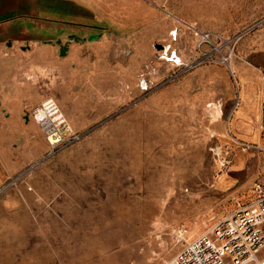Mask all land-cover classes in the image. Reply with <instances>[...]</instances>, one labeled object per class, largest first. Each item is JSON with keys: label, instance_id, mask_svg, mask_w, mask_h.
<instances>
[{"label": "rangeland", "instance_id": "1", "mask_svg": "<svg viewBox=\"0 0 264 264\" xmlns=\"http://www.w3.org/2000/svg\"><path fill=\"white\" fill-rule=\"evenodd\" d=\"M228 1L195 5L212 13ZM162 47L147 61L164 78L172 68L157 58ZM139 70L122 84L102 76L56 83L16 120L0 108V264H169L192 236L249 200L220 187L212 149L225 143L200 130L223 108L211 100L195 114L196 82L173 97L177 82L160 78L145 95ZM50 98L79 136L54 149L33 118ZM254 151L245 169L262 182L264 152Z\"/></svg>", "mask_w": 264, "mask_h": 264}, {"label": "crops", "instance_id": "2", "mask_svg": "<svg viewBox=\"0 0 264 264\" xmlns=\"http://www.w3.org/2000/svg\"><path fill=\"white\" fill-rule=\"evenodd\" d=\"M182 23L225 36L250 30L237 48L236 85L224 68L204 66L182 76L171 95L185 96L196 82L195 114H203L211 100L223 108L221 120L205 118L200 130L206 141L236 148L230 147L235 166L217 178L220 187L251 194L261 181L245 166L262 144L264 0H229L212 13L198 10L195 0H0V108L16 120L56 83L87 82L92 76L126 83L130 69H140V75L175 29V46L188 59L196 41ZM121 92L126 94L127 86Z\"/></svg>", "mask_w": 264, "mask_h": 264}, {"label": "built area", "instance_id": "3", "mask_svg": "<svg viewBox=\"0 0 264 264\" xmlns=\"http://www.w3.org/2000/svg\"><path fill=\"white\" fill-rule=\"evenodd\" d=\"M182 25L195 38L192 55L188 59L183 58L175 46L179 41V31L172 30L171 42L164 45L157 55L158 60L171 66V75L160 77L159 68L154 62L145 66L139 75L143 94L153 91L159 85L160 78L163 80L161 84H172L204 66L225 67L236 82L234 62L237 48L250 30L225 36L200 30L192 24ZM33 118L42 128L52 149L79 137L52 98L46 99L34 110ZM242 147L252 149L257 146ZM256 149L264 152V126L261 147ZM212 153L220 167L219 175L227 171L233 163V150L217 146ZM169 264H264V183L256 182L248 201L239 202L232 213L217 220L208 232L188 242Z\"/></svg>", "mask_w": 264, "mask_h": 264}, {"label": "water", "instance_id": "4", "mask_svg": "<svg viewBox=\"0 0 264 264\" xmlns=\"http://www.w3.org/2000/svg\"><path fill=\"white\" fill-rule=\"evenodd\" d=\"M64 52H65V50L62 51V53H64Z\"/></svg>", "mask_w": 264, "mask_h": 264}]
</instances>
